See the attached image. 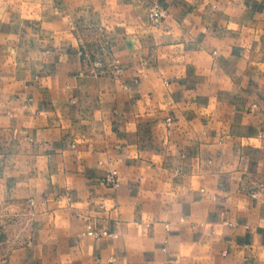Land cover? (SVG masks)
Returning a JSON list of instances; mask_svg holds the SVG:
<instances>
[{"label":"crops","instance_id":"crops-1","mask_svg":"<svg viewBox=\"0 0 264 264\" xmlns=\"http://www.w3.org/2000/svg\"><path fill=\"white\" fill-rule=\"evenodd\" d=\"M261 185L264 0H0V264H264Z\"/></svg>","mask_w":264,"mask_h":264},{"label":"built area","instance_id":"built-area-1","mask_svg":"<svg viewBox=\"0 0 264 264\" xmlns=\"http://www.w3.org/2000/svg\"><path fill=\"white\" fill-rule=\"evenodd\" d=\"M169 16V12L167 10H165L164 8L160 7L159 5H154L151 7L150 11H149V18L152 24L155 25H161ZM168 122H171V119H168ZM261 137L263 135H260ZM104 184L107 186H112L115 188H118L120 186V182H119V171L118 169H116L112 163L110 164V167L107 171V174L103 180ZM264 192V185H261L260 189L257 191H254L252 193L253 197H258L261 195V193ZM88 235L91 237H101L103 235H108L107 232H99L97 230L92 229V227H90V230L88 231ZM2 244V240L0 237V247Z\"/></svg>","mask_w":264,"mask_h":264}]
</instances>
